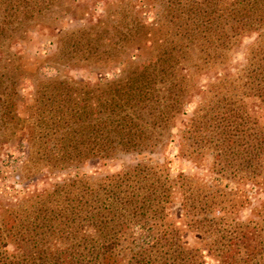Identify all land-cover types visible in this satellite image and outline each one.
Instances as JSON below:
<instances>
[{"label":"trees","instance_id":"1","mask_svg":"<svg viewBox=\"0 0 264 264\" xmlns=\"http://www.w3.org/2000/svg\"><path fill=\"white\" fill-rule=\"evenodd\" d=\"M56 1L0 0V50ZM116 13L65 32L59 49L97 67L151 55L94 84H36L17 179L64 177L0 204V264H264V0H129ZM181 116L178 157L209 158L207 180L152 159ZM128 155L138 161L116 172H77Z\"/></svg>","mask_w":264,"mask_h":264},{"label":"rangeland","instance_id":"2","mask_svg":"<svg viewBox=\"0 0 264 264\" xmlns=\"http://www.w3.org/2000/svg\"><path fill=\"white\" fill-rule=\"evenodd\" d=\"M127 1L129 0H58L26 33L17 34L0 50V204L2 206L6 204L8 197L15 198L17 193L47 187L64 177L56 178L45 175L41 178L40 176L36 183L27 186L22 183V180L17 179L19 159L23 151L20 143L31 123L36 84L55 77L94 84L98 80L111 79L117 70L126 69L133 63L150 57L151 51L146 48L139 52V58L131 59L132 53L129 52L130 54L125 53L126 55L116 62H110L109 66H98V68L95 64H87L81 60L76 63L70 50L59 49L58 39L65 32L83 28L106 17L112 19L114 15H117L116 10ZM109 26L110 23L104 29H99V35L108 39L113 37L115 31ZM252 41L253 36L245 38L237 48L233 49L230 72H235L244 66L246 47ZM75 55V57H80L79 53ZM209 80L210 75L203 77L201 83L205 84ZM5 95H8L7 97L10 95L14 104L13 122L9 119L4 122L2 118L4 109L1 101L4 100ZM192 101H196V98ZM193 105L194 103L188 107V114ZM186 118L181 116L176 121V127L172 131L174 143L167 148L165 153L154 156L152 159L161 160L164 155L169 161V172L173 177L179 173H185L207 180L209 178V158L203 162L202 167L196 168L192 163L178 157L176 135L186 122ZM137 161L138 158L130 155L113 161H90L82 164L77 172L100 177L123 167L132 166ZM242 215H246V212Z\"/></svg>","mask_w":264,"mask_h":264}]
</instances>
